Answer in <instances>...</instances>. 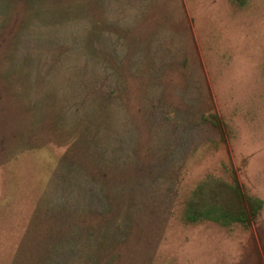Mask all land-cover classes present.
Here are the masks:
<instances>
[{
  "label": "rangeland",
  "instance_id": "rangeland-1",
  "mask_svg": "<svg viewBox=\"0 0 264 264\" xmlns=\"http://www.w3.org/2000/svg\"><path fill=\"white\" fill-rule=\"evenodd\" d=\"M0 264H264V0H0Z\"/></svg>",
  "mask_w": 264,
  "mask_h": 264
},
{
  "label": "trees",
  "instance_id": "trees-1",
  "mask_svg": "<svg viewBox=\"0 0 264 264\" xmlns=\"http://www.w3.org/2000/svg\"><path fill=\"white\" fill-rule=\"evenodd\" d=\"M216 124L223 128V124L216 116ZM235 185L228 187L231 191L233 201L229 199L227 204L219 207H208L206 210L197 209L191 206L187 213V218L190 221H197L203 217L210 218L223 225H228L234 222L251 224L256 219L259 210L262 208L263 202L260 199H255L243 190L242 184L238 177L235 178Z\"/></svg>",
  "mask_w": 264,
  "mask_h": 264
},
{
  "label": "crops",
  "instance_id": "crops-1",
  "mask_svg": "<svg viewBox=\"0 0 264 264\" xmlns=\"http://www.w3.org/2000/svg\"><path fill=\"white\" fill-rule=\"evenodd\" d=\"M184 25H182V27H183Z\"/></svg>",
  "mask_w": 264,
  "mask_h": 264
}]
</instances>
